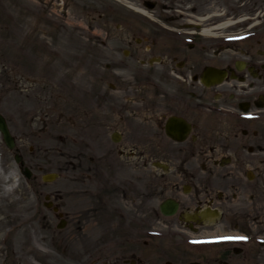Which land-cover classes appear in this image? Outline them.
<instances>
[{
    "label": "flooded vegetation",
    "instance_id": "obj_1",
    "mask_svg": "<svg viewBox=\"0 0 264 264\" xmlns=\"http://www.w3.org/2000/svg\"><path fill=\"white\" fill-rule=\"evenodd\" d=\"M236 1L243 12L246 0ZM197 3L144 0L133 27L116 24L124 46L107 70L119 85L101 91L95 71L87 94L79 91L78 134L98 142L87 143L81 170L99 178L124 164L135 185L89 191L94 206L80 217L120 230L99 247L101 233L91 231L94 264H264V13L246 30L212 28ZM248 3L255 10L264 0ZM83 32L72 30L76 40ZM87 41L78 47L89 52L97 43Z\"/></svg>",
    "mask_w": 264,
    "mask_h": 264
},
{
    "label": "rangeland",
    "instance_id": "obj_2",
    "mask_svg": "<svg viewBox=\"0 0 264 264\" xmlns=\"http://www.w3.org/2000/svg\"><path fill=\"white\" fill-rule=\"evenodd\" d=\"M198 1L202 3L195 8L209 12L212 28L246 30L264 13V5L252 10L250 0L242 3L240 13L235 11L240 4L236 0ZM143 2L67 0L68 8L63 10L62 6L51 9L49 0H0V113L25 157V167L33 172L30 180L21 174L0 136V264H94L97 258H88L93 245L91 231L101 233L98 247L109 244V239L116 241L111 233L119 229L94 224L86 213L80 216L94 206L90 190L93 195L135 185L124 173V164L118 172L112 170L99 178L81 170L79 163L89 151L88 144L98 142L78 134L76 114L82 100L79 91L87 94L91 72L97 71L105 93L111 85H119L107 70L111 61L119 60L124 46L125 35L116 24L129 19L127 27H133L137 17L131 14L145 11ZM167 3L166 9L172 12L173 2ZM177 7L188 13L189 6ZM159 12L157 8L151 14ZM146 22L159 24L151 19ZM77 28L84 30L80 40L72 34ZM87 39L97 43L89 52L78 47L89 45ZM92 59L98 60L95 70L89 64ZM100 133L101 140L109 138L106 128ZM101 153L95 149L94 161ZM49 173H58L60 178L45 184L41 178ZM47 202H53L63 214L67 222L63 229L57 228L60 212L48 209ZM121 204H127L126 200ZM87 220L89 227L81 229L77 221ZM105 261L101 258L97 264Z\"/></svg>",
    "mask_w": 264,
    "mask_h": 264
},
{
    "label": "water",
    "instance_id": "obj_3",
    "mask_svg": "<svg viewBox=\"0 0 264 264\" xmlns=\"http://www.w3.org/2000/svg\"><path fill=\"white\" fill-rule=\"evenodd\" d=\"M0 132L3 135V139H4V142L7 145V147L10 150H13L14 146H15V142H14L13 137L11 136V133L9 131V128H8V125H7L5 118L1 114H0ZM23 174L27 178L31 177V172L29 170H26L25 172H23ZM58 177H59L58 174H48V175L43 176V181L44 182H53V181L57 180ZM47 206L51 207L52 204H49ZM54 210L57 211V208H54ZM61 227H62V225H59V228H61Z\"/></svg>",
    "mask_w": 264,
    "mask_h": 264
},
{
    "label": "bare ground",
    "instance_id": "obj_4",
    "mask_svg": "<svg viewBox=\"0 0 264 264\" xmlns=\"http://www.w3.org/2000/svg\"><path fill=\"white\" fill-rule=\"evenodd\" d=\"M1 179V178H0Z\"/></svg>",
    "mask_w": 264,
    "mask_h": 264
}]
</instances>
